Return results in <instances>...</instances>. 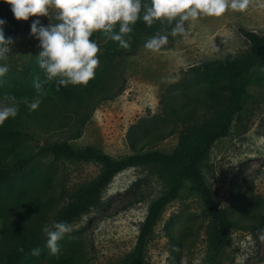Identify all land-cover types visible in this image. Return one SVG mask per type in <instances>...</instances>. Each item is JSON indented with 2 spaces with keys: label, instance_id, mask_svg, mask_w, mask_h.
Wrapping results in <instances>:
<instances>
[{
  "label": "rangeland",
  "instance_id": "obj_1",
  "mask_svg": "<svg viewBox=\"0 0 264 264\" xmlns=\"http://www.w3.org/2000/svg\"><path fill=\"white\" fill-rule=\"evenodd\" d=\"M55 11L15 19L14 43L4 61L9 71L0 77V103L6 104L9 96L17 102L38 98V110L49 117L20 120V133L11 141L17 154L0 158V166L10 169L19 159L31 156L12 179L21 194L0 208V230L4 220L21 224L30 233L32 249L41 250L38 256L32 250L26 252L19 264H53L59 255L69 259L67 264H120L136 241L149 204L168 188L163 172L156 165H137L115 174L96 200L67 222L72 230L59 241L61 253L52 255L42 228L61 221L67 204L100 174L101 167L53 154L49 145H92L115 157L152 149L170 152L180 144L183 132L214 116L212 110L185 96L202 98L206 85L201 79L189 80L185 69L200 61L249 53L242 30L264 35V0H250L243 12L228 10L219 17L201 15L185 21L184 35L170 34L175 19L154 20L156 31L139 34L136 40L130 37L128 49L112 45L103 30L94 32L91 39L100 46L98 82L80 99L55 95L54 80L45 82L39 67V41L30 34V25L37 18L45 25L55 23ZM154 35H168L167 43L156 51L144 47ZM181 80L186 84L181 85ZM36 82L40 89L34 87ZM73 86L80 92L88 87ZM247 92L228 134L213 143L201 164L218 206L238 223L228 229V243L219 252L213 250L210 218L200 197L185 183L157 220L143 264H264V239H260L264 228V65L251 75ZM165 102L183 112L192 110L195 118L165 117ZM159 131L164 135L156 137ZM4 258L0 235V264Z\"/></svg>",
  "mask_w": 264,
  "mask_h": 264
},
{
  "label": "trees",
  "instance_id": "obj_2",
  "mask_svg": "<svg viewBox=\"0 0 264 264\" xmlns=\"http://www.w3.org/2000/svg\"><path fill=\"white\" fill-rule=\"evenodd\" d=\"M0 18L6 21L5 37H13L16 32V22L11 5L7 3V0H0ZM156 24L153 22L148 25L140 19L132 25V32L125 34V39L131 37L136 40L139 34L150 35L156 31ZM118 29L119 23L115 25L114 31ZM242 35L251 49L245 56L208 59L185 69L184 72L189 80L201 79L206 83L202 90V98L186 93L185 96L202 104L208 110H212L214 116L198 126L192 125L193 128H190L189 132H183L180 144L170 152L152 149L115 157L92 145L78 147L57 142L49 145L48 150L53 154L81 161H92L101 167L100 174L80 189L67 204L61 221L70 222L82 214L118 172L137 165H156L163 172L168 188L149 204L136 241L120 264L144 263L147 242L157 220L163 209L178 197L185 183H189L190 188L200 197L205 212L210 218L209 240L213 250L219 252L228 243V229L237 227L238 223L229 218L218 206L213 189L201 172V164L209 154L213 143L228 134L234 116L242 111L244 101L248 97L247 86L251 75L257 67L264 65V35L245 29L242 30ZM118 43L111 40L112 45ZM97 82L98 76L95 74L83 92L78 91L73 85L60 86L57 90L55 81L51 83V88L53 93L61 98L80 99L84 93L88 92V88L95 87ZM185 84L186 81L181 80V85ZM16 93L14 91V94ZM28 102L31 101L17 102L19 106L17 116L0 124V158L17 154V148L11 141L20 133V120L27 118L44 120L49 117L48 113L40 112L38 108L30 110L27 107ZM163 114L165 117L174 116L184 121L195 118L192 110L180 111L169 102L164 103ZM161 135H164V131L156 133V137ZM30 158L31 156H25L19 159L10 169L0 166V208L6 202L14 201L20 196L21 191L14 187L12 179L15 173L26 167ZM0 235L5 245L4 264H19L25 253L32 250L29 244L30 233L21 224L4 220L1 224ZM68 262L69 259L63 255L53 259V264H67Z\"/></svg>",
  "mask_w": 264,
  "mask_h": 264
},
{
  "label": "clouds",
  "instance_id": "obj_3",
  "mask_svg": "<svg viewBox=\"0 0 264 264\" xmlns=\"http://www.w3.org/2000/svg\"><path fill=\"white\" fill-rule=\"evenodd\" d=\"M17 20H28L31 16H49L55 9V23L43 24L35 19L30 25V34L39 41V67L46 81H55L60 86L87 85L94 78L100 60V46L91 39L94 32L103 30L112 41L128 49L132 25L142 19L148 25L154 20L175 19L171 35L186 34L184 22L195 20L201 15L219 17L228 10L243 12L249 7L250 0H7ZM178 18V19H177ZM6 21L0 18V77L8 71L4 63L11 54L12 37H5ZM119 23L118 31H114ZM168 35H154L144 47L156 51L166 44ZM41 88L40 82L34 84ZM6 104L0 103V124L9 118H15L19 111L16 97L9 96ZM40 105L38 98L28 102L30 110ZM71 225L65 221H54L45 225L42 232L46 235V247L50 254L59 255V241L71 231ZM260 239H264V228L260 230ZM40 249H32V255H40Z\"/></svg>",
  "mask_w": 264,
  "mask_h": 264
}]
</instances>
